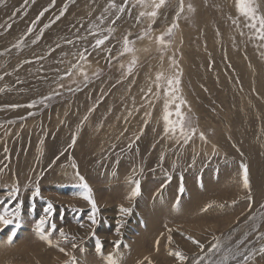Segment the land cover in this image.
<instances>
[{"label": "rangeland", "instance_id": "rangeland-1", "mask_svg": "<svg viewBox=\"0 0 264 264\" xmlns=\"http://www.w3.org/2000/svg\"><path fill=\"white\" fill-rule=\"evenodd\" d=\"M180 4L166 0L153 21L140 15L152 0H0V215L13 221L0 241L17 232L0 264H181L174 253L221 264L237 251L248 259L230 264H264V41L236 0ZM177 73L187 141L165 132ZM81 178L96 224L72 195ZM133 181L141 195L129 199Z\"/></svg>", "mask_w": 264, "mask_h": 264}, {"label": "snow or ice", "instance_id": "snow-or-ice-1", "mask_svg": "<svg viewBox=\"0 0 264 264\" xmlns=\"http://www.w3.org/2000/svg\"><path fill=\"white\" fill-rule=\"evenodd\" d=\"M138 3H140L141 5L144 4V0H138ZM166 3V0H152V7L154 8L153 11L148 12V13H144L142 12L140 15L144 16L147 15L151 20H155V18L157 17L158 14V10ZM237 3V10L238 12L248 18L250 21H252L253 23H251V27L253 29H256L257 35L256 38L259 40L264 41V16H258L257 15V8L255 6L254 0H236ZM111 7L115 8L116 5L113 3L111 5ZM189 11H195L194 8H192L191 5H189ZM120 11H123V9L121 8ZM184 11V5H183V0H181V4H180V12ZM179 15V13L177 14ZM118 18V17H117ZM113 23H115V21H113ZM176 25H173V27H170L167 32L164 35H161L158 39H159V43L161 45H165V35L167 36H171L173 28ZM109 31H111V29H109ZM107 37L103 38V39H97L95 42L94 47H100L102 46L105 41H106ZM130 41L127 40V38L124 40V52H131L133 51V49L130 47ZM135 63V61H133V64ZM173 65H175V60L172 61ZM133 71V67L132 65L129 66L128 68V74H131ZM85 76V80H87V75L84 74ZM162 77L158 76L157 79H161ZM180 84V80H179V74L177 73L176 76L169 78L167 80V85H168V96H169V100L170 103H175L176 100H180L179 104H176V111L174 113L176 119L175 121H173L171 119V117L173 116V113L170 111H167V108L170 107V104H166V111H165V115H164V122L166 125L165 128V132L166 133H170L172 135H175L176 132L178 131L180 133L181 136L184 137L185 141L189 140L191 138V135H195V129L191 128V124L190 121L187 120L183 113L181 112V107L184 103V101L175 95V93L178 91V85ZM47 99H50V97H48ZM35 103L28 105V107H35ZM188 129V131L186 132L185 130ZM138 138V137H137ZM201 138L203 139V134H201ZM74 143V141H73ZM242 180H243V187L245 189H249L250 185H249V173H248V167L247 165H242ZM133 188L132 191L129 195V199H135L137 197H139L141 195V185L139 181H133ZM78 187L80 188L79 192L73 193L72 195L78 198H81L85 201L88 202V204L91 206V210L90 213L88 214V220L91 221L92 224H96L97 221L95 219L96 213L98 211L97 209V205L96 202L93 198V193H92V189L91 187L88 185L87 182L83 181V178H81V183L78 185ZM180 192H183V188L180 189ZM34 195H39V190L37 189L36 192L34 193ZM211 205H209L210 207ZM52 209L53 206L51 205V203L48 204L47 208L45 209V212L47 214H52ZM72 211L74 212H79L81 210H76L73 209ZM120 212L124 213L125 215L130 214L131 210L130 209H126V208H121L119 210ZM10 213L8 212L7 209H5V214L4 215H0V224H4V225H8L10 223H13L12 220L7 219L6 217L9 216ZM46 224V219L45 217H41L38 223V231L40 233V238L43 240H46L50 245L52 243V241L48 238V235H46L44 233V226ZM82 226V225H81ZM51 229L52 231H55V224L51 225ZM171 231V230H169ZM116 232H119V225L116 229ZM59 235L61 238L67 239V237L65 236V233L63 232V230L61 229L59 232ZM17 236V232L16 231H11L6 239L4 241H0V246H12L14 243V240L16 239ZM169 242H171V237H169ZM159 243V241H157V244ZM195 243H198L195 242ZM73 247H75L76 245L73 244ZM117 248H119V243L117 242L115 245ZM202 247V246H201ZM216 248H219L220 245L217 244L215 246ZM60 251H64L63 248H60ZM96 251L98 253H102V244L100 242H97L96 245ZM261 251H264V249H261ZM173 254V253H170ZM173 255H175L179 261L181 262V264H184V261L186 260V257L181 254V253H174ZM238 255H243L244 260L246 261L248 259V256L237 251L235 253H232L230 257H224L221 261V264H230L231 260H236ZM108 264H118V260L113 257V256H109L108 257ZM149 264H151V261H149ZM196 264H200L199 261L196 262Z\"/></svg>", "mask_w": 264, "mask_h": 264}]
</instances>
